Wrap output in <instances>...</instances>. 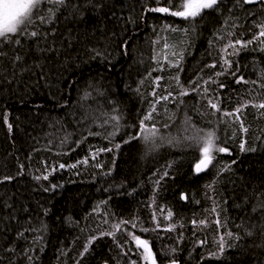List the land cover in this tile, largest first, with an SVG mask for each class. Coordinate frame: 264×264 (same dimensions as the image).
Wrapping results in <instances>:
<instances>
[{
    "label": "trees",
    "instance_id": "1",
    "mask_svg": "<svg viewBox=\"0 0 264 264\" xmlns=\"http://www.w3.org/2000/svg\"><path fill=\"white\" fill-rule=\"evenodd\" d=\"M168 2L67 0L39 25L40 47L57 51L4 46L0 264H150L134 236L157 264H264V4L221 0L194 20L149 11ZM153 105L156 137L125 143ZM208 131L230 154L198 174Z\"/></svg>",
    "mask_w": 264,
    "mask_h": 264
},
{
    "label": "snow or ice",
    "instance_id": "2",
    "mask_svg": "<svg viewBox=\"0 0 264 264\" xmlns=\"http://www.w3.org/2000/svg\"><path fill=\"white\" fill-rule=\"evenodd\" d=\"M67 0H0V58L7 57L8 52L4 50V46L8 45L12 47V51L16 52V47L19 46L21 48H25L27 45V41L34 40L35 47L37 51L39 52H51V51H57L54 48H48V49H42L40 47L41 40L43 42L47 43V37L49 36V32L41 31L39 25L43 24H51L53 23L56 13L60 11V8L62 6L66 5ZM221 2V0H176V5L178 9L181 10H175L170 11L172 8V0H169L167 7H156L149 9V11L158 12V13H170V15L174 17H182L185 19H192L194 20L196 17L200 16L201 13L206 9H215L218 4ZM237 3L242 4H264V0H237ZM37 21H39V24H37ZM261 31L259 33L260 36H264V25H260ZM175 30V29H173ZM54 35V31L52 33ZM24 38V42H22V39ZM40 38V39H35ZM54 43V42H53ZM236 43L241 44L242 46H245L243 42L236 41ZM247 43H251V41H248ZM167 47V45H165ZM229 47H235L234 44H229ZM13 62H21L23 63L24 56H22L19 53H16L12 58ZM2 63V61H0ZM225 63H228V61H225ZM37 67H42L41 65L37 64ZM30 71V68L24 67L21 69V72H27ZM219 75V73L217 74ZM177 84L179 85L178 77ZM243 79L242 77L240 78ZM240 82L239 80L237 81ZM142 83V82H141ZM182 87V86H181ZM223 87V85H221ZM181 95L187 94L184 91H181ZM155 95V93H153ZM163 99H167V97H162ZM158 102V101H157ZM212 108H217V104L212 103L209 101ZM258 107L264 108V104H260ZM217 110H219L217 108ZM155 111V106L151 108V110L148 112L147 115L144 116L143 119L140 120V127L137 135L129 137L128 140L125 141V143L130 142L131 140L139 139L141 136L143 137L144 141L149 142L153 141L154 137H156L158 133V129H156L155 125H152L149 127L145 124V121L152 119V113ZM239 112V109L236 110ZM226 115H231L230 113H225ZM113 121L116 123L113 126V131L110 132L108 135L109 137H114L117 132L119 131L120 124L119 120L121 119L120 116H113L111 117ZM9 129H11V125H8ZM245 132H247V129H243ZM97 135L99 133H96ZM218 137L216 136V133L214 131H208L204 136L200 137L199 139L195 140V143L200 146V151L203 154V158L200 159L199 163L196 164L195 168L197 172H201L205 170L209 165L213 163V160L215 159L213 152L216 153H229V149L227 147H222L217 145ZM117 148L120 147L119 144L116 145ZM240 150L243 151H255V148L246 149L244 143L242 142L240 145ZM112 149H98L97 151H111ZM230 154V153H229ZM95 153L93 154V159L95 158ZM83 163H87V159L83 161ZM232 163H235V161H232ZM77 165L72 164L69 165L71 168H75ZM98 167L100 165H97ZM60 168H64L65 165L61 164L59 165ZM231 165H226L225 170H230ZM167 173H165L166 175ZM41 177H36V179H40ZM44 179H47V176L43 177ZM5 179H10L9 177H5ZM53 188L56 187L55 185L52 186ZM264 207V205H262ZM215 211V209H213ZM253 211H256L254 208ZM168 216L171 217V212L168 213ZM195 223V222H193ZM201 223H204V221H201ZM217 224H219V220L216 221ZM115 229L119 230L120 225L116 224L113 226ZM135 227V225H133ZM46 230V226L42 225L40 228H25L24 231L18 233L19 238L27 239V237L24 236V232H43ZM109 235H112V233H109ZM251 235V233H249ZM227 236L230 239H240L239 236L234 235L232 232H228ZM42 239V236H37L34 238L33 242L37 243ZM133 239L136 242V245L138 247L143 248V257L147 261H151V264H156V259L154 254L152 253L151 248L148 245V242L146 240L140 239L138 236H134ZM91 243V240L89 241V244ZM203 243V242H201ZM224 237L221 236L219 239V246H220V253L223 252L224 245H225ZM87 247H85V252H87ZM9 251H15L14 248L9 249ZM174 251V250H173ZM27 255V253H25ZM214 256L217 254H213ZM27 259L29 261L32 260L31 256H27ZM132 264H135L133 261ZM171 264H176L175 260H172Z\"/></svg>",
    "mask_w": 264,
    "mask_h": 264
},
{
    "label": "water",
    "instance_id": "3",
    "mask_svg": "<svg viewBox=\"0 0 264 264\" xmlns=\"http://www.w3.org/2000/svg\"><path fill=\"white\" fill-rule=\"evenodd\" d=\"M210 166V165H209ZM208 166V167H209ZM208 167L205 169V170H203V171H201V172H197L198 174H200V173H203V172H205L207 169H208ZM196 170V169H195ZM149 245V244H148ZM149 247L151 248V246L149 245ZM141 248V247H140ZM142 250H143V248H141ZM152 250V249H151ZM144 251V250H143ZM152 253H153V251H152ZM150 262V264H151V261H149ZM156 264H157V262H156Z\"/></svg>",
    "mask_w": 264,
    "mask_h": 264
},
{
    "label": "bare ground",
    "instance_id": "4",
    "mask_svg": "<svg viewBox=\"0 0 264 264\" xmlns=\"http://www.w3.org/2000/svg\"><path fill=\"white\" fill-rule=\"evenodd\" d=\"M207 171V170H206Z\"/></svg>",
    "mask_w": 264,
    "mask_h": 264
}]
</instances>
